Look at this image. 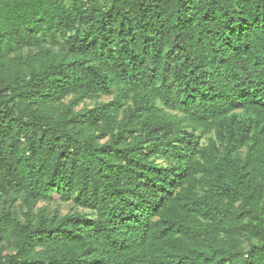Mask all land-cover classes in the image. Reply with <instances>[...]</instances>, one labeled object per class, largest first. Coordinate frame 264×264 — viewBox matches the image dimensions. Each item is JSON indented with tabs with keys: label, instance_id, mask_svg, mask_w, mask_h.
<instances>
[{
	"label": "trees",
	"instance_id": "16d2710c",
	"mask_svg": "<svg viewBox=\"0 0 264 264\" xmlns=\"http://www.w3.org/2000/svg\"><path fill=\"white\" fill-rule=\"evenodd\" d=\"M0 264H264V0H0Z\"/></svg>",
	"mask_w": 264,
	"mask_h": 264
},
{
	"label": "rangeland",
	"instance_id": "374dc122",
	"mask_svg": "<svg viewBox=\"0 0 264 264\" xmlns=\"http://www.w3.org/2000/svg\"><path fill=\"white\" fill-rule=\"evenodd\" d=\"M109 98L105 97L103 99H101V101H106ZM90 106L93 105V103H88ZM45 203H41L39 204V207L45 206ZM49 206H51V208L53 210H58L60 214L62 215H66L70 212H84L82 209L77 210L71 203H62V202H52Z\"/></svg>",
	"mask_w": 264,
	"mask_h": 264
}]
</instances>
